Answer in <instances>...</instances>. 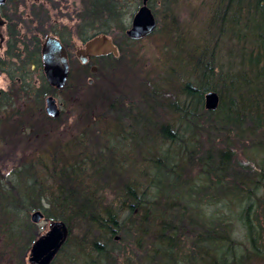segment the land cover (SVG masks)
Returning a JSON list of instances; mask_svg holds the SVG:
<instances>
[{"label": "trees", "instance_id": "trees-1", "mask_svg": "<svg viewBox=\"0 0 264 264\" xmlns=\"http://www.w3.org/2000/svg\"><path fill=\"white\" fill-rule=\"evenodd\" d=\"M148 2L154 9L156 0ZM163 2L168 7L169 0ZM83 3L75 27L65 32L54 29L55 35L68 49L73 46L71 38L75 34L83 43L97 35H109L118 46L119 55L100 56L93 64L115 70L131 52L127 48L136 42L126 35L131 21L128 26L123 15L132 18L141 0H136L131 13L126 12L128 0ZM223 3L216 12L217 18L212 16L207 22V46L202 44L197 50L188 45L165 48L163 40H159L158 49L165 59L160 63V77L151 78L150 82L146 78L138 95L122 101L100 88L91 90L82 101V109L79 89L87 77L97 75L91 74V63L83 65L70 59L67 83L57 89L47 82L42 70L40 35H47L45 27L40 25L37 32L20 37L11 25L6 59L12 67L3 71L14 83L21 84L22 93L5 92L0 99V143L10 148L2 155L6 162L4 180L9 186L0 184V203L5 212L0 223V264L12 256L11 252L15 254L24 231L28 235L27 249L30 248L34 241L30 213L36 210H42L47 220L64 221L70 232L72 219L87 229L73 241L68 237L52 264H64L67 250L72 264L75 260L82 264H116L114 247L118 243L132 247L138 263L264 264V208L254 211L252 192L231 183L236 160L231 148L234 145L227 146L239 125L236 111H242L252 123L264 124V0ZM32 68L40 72L41 84L27 80L25 74H33ZM79 75L84 76L83 82L77 81ZM160 79L166 80L163 87ZM208 91L217 92L220 101L218 109L206 112L207 185L200 187L191 185L185 172L172 166L173 161L160 162L163 157L174 156L188 167L193 164L187 161L189 158L203 157L204 128L198 119L206 110L204 94ZM47 95L65 96L68 105L74 104L81 114L87 112L83 131L90 140H82L83 144L78 141V150L66 147L64 138L47 139L50 133L46 121L52 126L56 120L45 112L44 120L39 118ZM24 97L26 106L21 105L23 108L17 111L15 101ZM144 97L149 102L146 107L140 102ZM106 101L108 111L97 114L91 109ZM157 108L163 111L160 116L152 112ZM106 114L113 115L112 128L95 130L94 126L106 121ZM159 140L165 151L155 154ZM31 143L36 146L34 149ZM83 145L89 149L81 148ZM90 147H96V153ZM83 152L90 157H84ZM184 154H188V159L183 158ZM240 166L243 177L252 184H264V174L249 173V164L244 171ZM245 195L249 202L245 198L238 205L239 214L225 229L224 223L234 218L225 205ZM85 243L88 249L84 248Z\"/></svg>", "mask_w": 264, "mask_h": 264}, {"label": "rangeland", "instance_id": "rangeland-1", "mask_svg": "<svg viewBox=\"0 0 264 264\" xmlns=\"http://www.w3.org/2000/svg\"><path fill=\"white\" fill-rule=\"evenodd\" d=\"M134 4H136V0H128V6L126 8L127 13L128 11L131 13L133 12V10H135ZM167 4L168 7L163 2V0H156L155 17L158 26L156 28L157 30L137 41L139 42L138 45L135 43V46L132 49H128L129 51H131L130 53H128V56L133 55L135 57V60L128 62V60L126 59L128 56H126L121 60V62L119 63V67L115 68V70H111L112 67H109L107 65L103 66L99 63L94 64L98 66V70L96 73L97 75L95 77H87V79L84 81L86 82V84L79 89L80 96L78 97V100L81 103L80 109H82V101L88 98V95L90 94L89 92L91 90H95L96 88H100V90L102 91L104 90L105 93L111 95V97L118 99L119 101L125 100L131 95H138L141 89V84L142 86H144V83L142 81H144L146 78H149L148 82H150L151 78L156 79V77H160L161 75L162 68H160V63L163 64L165 59L162 58L163 56L158 49L160 41L166 38L168 41V47L173 48L172 46L175 45L176 48L179 45H187L186 41L190 33H201L203 37L207 36L210 33L207 23L208 20L212 16L214 18H217L216 12L219 10L220 6L222 7V5H225V3H223V0H169ZM6 6V9H4V15L6 18H9V25L14 26L15 29L18 30L20 37H24V35L26 36V33L32 35V33L37 32L40 25H43L48 33L46 32L47 35H40L42 40H44L48 35H55V33L57 32H55L54 29L62 32L70 31V28L73 29L76 22L78 21L77 16L79 11H83L84 9L82 8L84 7L83 0H9ZM164 7H167V11H165ZM123 18L125 23L129 26L132 19L131 16L124 14ZM9 30V27H5L3 30L7 37L9 36ZM157 32L159 34L156 35L155 33ZM168 35L169 38L166 37ZM74 36H76V34ZM73 37L71 38L72 40L70 39L71 42H73V47H70L69 54L70 58L72 60L75 59L76 63V60L78 59L75 54L74 42L80 44L82 43V41ZM20 41H22V39H20ZM24 41L25 40H23V42ZM197 46L192 47V50H197ZM22 48H24L23 45ZM0 53H4V50L1 49ZM118 55L115 56L117 57ZM31 75L32 78L37 79L40 75V72L38 70H35ZM74 76L76 78V75ZM83 77L84 76L79 75L77 77V81L79 80L80 82H83ZM90 80H92V82H90ZM1 88L6 89V91L9 90V93H7L10 95H12L10 91H12V93L19 92V95L22 93V91H20L21 84L14 83L13 81H11V79H8L7 74L5 75L0 73V89ZM64 97L65 96L62 95L56 96L57 102L60 104L62 112L57 118H53L56 120H54L55 122L52 126H50L48 121H46V129H48L49 131L47 133H50L47 135V139L49 140L64 138V140H66L67 142L66 147H70L73 151H75V149L78 150L79 147L78 141L82 142V140H90V138H87V136L85 137L86 131H83L87 127L85 125L88 121V118L84 116V114L87 112L81 114L80 112H78L80 109H75L76 107L73 106L74 104L68 105L67 100ZM26 101L27 100L25 97L21 100L16 99L15 103L18 104V108L15 109L18 111V109H21V105L26 106ZM108 103V101L103 102L102 104L94 106L91 109H94L95 113L100 114L101 112H103V110L108 111ZM45 106L46 100L44 99L42 112H39V118L41 120H44L42 113L45 112L44 114H46ZM93 116L97 115L94 114ZM112 116L109 117V115H107L108 118L105 122L103 121L100 126H94L95 130L99 127H107L109 129L112 128L113 123L110 121V118H112ZM166 117L167 114L162 116L163 119H165ZM99 120L102 121L103 119L99 117ZM90 123H88V125ZM35 131H37V129H34V133H36ZM31 132L33 131L31 130ZM26 133L27 130L24 132V134ZM92 137H94V135H92ZM24 138L25 137H22L21 141H24ZM31 142L33 141L31 140ZM83 143L84 142H82V144ZM50 145L51 143L47 146ZM5 146L8 145L0 143V184L9 186V183L4 180V164H6V162L3 161L2 155L4 154L5 149L10 148ZM21 146L22 145H20V147ZM31 147L34 149L36 146L34 145V143H31ZM85 147H88V145L81 146V148ZM90 148L91 152L96 153V147ZM23 150L25 151V149ZM81 152L82 151H80L79 153ZM83 156L90 157V154L83 152ZM91 156L93 157V155ZM13 198H8V201L12 200V202H14ZM1 205L2 203H0V223L5 213ZM32 213H30V221ZM50 221L47 220L44 216V218L41 219L40 222H33L34 241L48 231ZM71 221L72 227L71 232L68 227L70 235H68V237H71L73 241V239H75L76 237H82V232H86L87 229L76 219H72ZM25 233L26 231L23 232V236L21 235V237H19L20 239H22L21 241L18 239V248L16 249L15 254L11 252L12 256L5 257L2 261V264H27L30 248L27 249V244L29 241L27 239L28 235ZM88 246L89 245L85 243L84 248L88 249ZM114 248V252L117 255L116 264H149L145 262H136L137 260L135 261L134 256L132 255V247L130 248L126 244L118 243ZM68 255L70 254L67 250V258L64 257V264H71L68 261Z\"/></svg>", "mask_w": 264, "mask_h": 264}, {"label": "water", "instance_id": "water-1", "mask_svg": "<svg viewBox=\"0 0 264 264\" xmlns=\"http://www.w3.org/2000/svg\"><path fill=\"white\" fill-rule=\"evenodd\" d=\"M5 0H0L3 3ZM142 4L131 20V26L126 31L128 37L140 39L151 34L157 27V20L152 9L148 6V0H141ZM2 22L0 20V26ZM113 53L118 55V49L113 40L107 35H98L88 40L83 47L76 50V57L81 63L86 64L92 56L107 55ZM43 69L48 82L59 89L65 87L70 71L69 56L58 36L48 35L42 44ZM98 68L91 67L93 74ZM92 82V80H90ZM219 95L215 91L206 94L205 106L207 109H216L219 104ZM46 113L52 118H57L60 108L53 95L46 97ZM42 210L34 211L31 220L34 223L44 218ZM69 229L64 221L52 220L49 230L39 237L33 244L28 262L29 264H51L57 253L68 239Z\"/></svg>", "mask_w": 264, "mask_h": 264}, {"label": "bare ground", "instance_id": "bare-ground-1", "mask_svg": "<svg viewBox=\"0 0 264 264\" xmlns=\"http://www.w3.org/2000/svg\"><path fill=\"white\" fill-rule=\"evenodd\" d=\"M147 4L149 6V2ZM155 7H156V4L154 6V9L150 7L153 10V13L155 11ZM139 40L140 39L134 40V41H136L135 43L137 45L139 43L137 41H139ZM135 43L132 46H130V49H132L135 46ZM206 43H207V36L203 37V35L201 33L200 34L199 33L198 34L190 33L189 37L187 38V41H186V44L190 47H193L194 45L201 46L202 44H206ZM163 44H164V47L166 48L167 42L165 39H163ZM206 46H207V44H206ZM127 49H129V48H127ZM126 51L130 52L129 50H126ZM126 59L128 60V62H130L132 60H135V57L133 55H131V56H128ZM159 82H160V86L163 87L164 86L163 84L166 82V80L160 79ZM208 92H210V91H208ZM208 92H206L204 94V100H205L206 94ZM261 100H264V97H261ZM140 102H141L142 107H146V105L149 104V102L145 99V97L142 98L140 100ZM153 105H154V103H152L151 106H153ZM218 106H219V104H218ZM218 106L216 109H218ZM205 108H206V110L200 114L199 119H198V124L204 128V130H202V134H203L205 143H204L203 147L201 148V155L203 157L201 159H198L195 157L188 159L187 158L188 154L182 155L183 158L188 159L187 161H189V160L192 161L193 164L189 165L188 167H186L184 164H182L180 162H177L175 160L174 156L163 157V158H161L162 162H160L161 164H167V163L173 161L172 166L174 168H176V170L184 171L186 174V177L191 179L190 180L191 185L200 186V187H204L205 185H207V114H206V112H207V110H209V111H215L216 110V109H212V110L207 109L206 106H205ZM152 112L156 116H160L163 113L161 108H157L156 110H153ZM242 113L243 112L240 110L236 111V114L238 115V118H239V125L235 128L234 134L231 133V135H232L230 138L231 144L230 145L227 144V146H229V147L234 145L231 148L235 152L233 157L236 160L234 168H233L235 172L232 171V176H235V179L233 181L230 179V181H232L231 182L232 184H233V182H235L236 184H234V185L238 184L239 187H242V188L246 187L245 191L250 190L252 192L253 199H255V201H256L253 209H254V211L261 212L262 209L264 208V184L263 185L260 184V186L257 187L256 185L252 184L251 181H249V178L243 177L242 167L240 165L243 166V171H244L246 164H249L251 166L249 168V173L259 172L260 174L261 173L264 174V124L261 123L260 121H256V122L252 123V121H250L249 119H247V118L245 119L244 114H242ZM126 128H127V126L124 125V129H126ZM121 129H122V127H121ZM158 142H159V144L154 149L155 154L156 153L161 154L162 152L165 151V149H164L165 146L162 144V142L160 140ZM164 144H166V143H164ZM178 154L181 155L180 152H178ZM237 177L239 178V181H238ZM242 181H245V183L243 184ZM238 198H239V200H237V202H235V203L228 202L225 205V210L230 212L232 215H234L233 219H230L224 223L225 229H229L232 226V224L234 223V219L239 214L238 207L244 203L245 198L247 199L246 203H248L250 200L246 197V195L240 196ZM240 198H242V199H240ZM205 216H206V214H205ZM32 223H33V221H32ZM50 223H51V221H50ZM50 223H49V228H50ZM36 241H37V239L32 242L30 250ZM66 242H67V240H66ZM66 242L64 243V245L66 244ZM29 254H28V259H29ZM28 259H27V264H29ZM51 264H52V262H51ZM73 264H82V261L78 260L76 262V260H75V262H73Z\"/></svg>", "mask_w": 264, "mask_h": 264}, {"label": "flooded vegetation", "instance_id": "flooded-vegetation-1", "mask_svg": "<svg viewBox=\"0 0 264 264\" xmlns=\"http://www.w3.org/2000/svg\"><path fill=\"white\" fill-rule=\"evenodd\" d=\"M8 1L9 0H5L3 3H0V20H1V22H2V24H1V26H0V51H1V49H3L4 50V53H0V73L1 74H7L8 75V79H11V77H9V73H7V72H5V71H3V69H10L11 67H9V65L10 64H8L7 63V59H6V52L9 50V48H8V45H9V41H10V38H9V36L7 37V35H5V32L3 31L4 30V28L5 27H11V25H9V18H6L5 17V15H4V13H5V10L4 9H6V4L8 3ZM3 29V30H2ZM57 36V35H56ZM7 38H8V40H7ZM113 40V39H112ZM43 42H44V40H42L41 41V49H42V44H43ZM114 42V41H113ZM84 44L85 43H80V44H77V43H75L74 42V45H75V54H76V50L78 49V48H80V47H83L84 46ZM114 44H115V46L117 47V49H118V46L116 45V43L114 42ZM64 45V44H63ZM72 45H73V42H72ZM64 47H65V45H64ZM73 47V46H72ZM65 49H66V52H67V54H68V56H69V62H70V54H69V49L68 48H66L65 47ZM118 52H119V49H118ZM100 56H104V55H99V56H92L90 59H89V61L86 63V64H83V63H81L79 60V62L81 63V64H83V65H88L89 63H91L90 64V72H91V67L92 66H94V64H93V60L95 59V58H98V57H100ZM41 59H42V55H41ZM42 65H43V60H42ZM96 66V65H95ZM97 68H98V66H96ZM33 70L32 71H34L36 68H32ZM11 70V69H10ZM30 70V69H29ZM42 70H43V74H44V76H45V73H44V69L42 68ZM26 75V77H27V75H28V81H30V78L32 79V81H33V83H37V84H41V78H40V75H39V77L37 78V79H35V78H32V75L31 74H25ZM45 78H46V76H45ZM18 80V82L19 83H22V80L21 79H17ZM46 80H47V78H46ZM67 80H68V78H67ZM11 81H13L12 79H11ZM31 81V82H32ZM47 82H48V80H47ZM49 83V82H48ZM50 84V83H49ZM51 85V84H50ZM53 86V85H52ZM57 88V87H56ZM5 92H8L9 93V90H7L6 91V89H3V88H1L0 89V99H3V94L5 93ZM56 97V96H55ZM57 100V99H56ZM57 104H58V106H59V108H60V111H61V107H60V104L57 102ZM46 111V110H45ZM62 112V111H61Z\"/></svg>", "mask_w": 264, "mask_h": 264}]
</instances>
